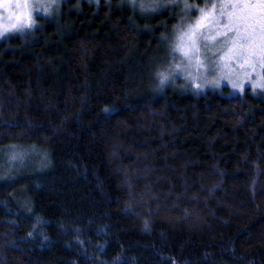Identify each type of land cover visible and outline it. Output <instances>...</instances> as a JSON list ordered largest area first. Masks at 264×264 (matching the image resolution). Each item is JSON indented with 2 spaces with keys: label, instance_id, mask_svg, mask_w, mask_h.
<instances>
[{
  "label": "trees",
  "instance_id": "16d2710c",
  "mask_svg": "<svg viewBox=\"0 0 264 264\" xmlns=\"http://www.w3.org/2000/svg\"><path fill=\"white\" fill-rule=\"evenodd\" d=\"M175 10L67 0L0 39V150L48 155L0 181V264H264V98L156 89Z\"/></svg>",
  "mask_w": 264,
  "mask_h": 264
},
{
  "label": "rangeland",
  "instance_id": "374dc122",
  "mask_svg": "<svg viewBox=\"0 0 264 264\" xmlns=\"http://www.w3.org/2000/svg\"><path fill=\"white\" fill-rule=\"evenodd\" d=\"M65 1L67 0H30L24 8L13 7L17 15L23 11L30 16L32 21L30 27H20L17 24V27L13 29L11 25L16 21H10L7 18V9L3 10L4 19L0 21V24L8 31L0 39L13 34H23L41 20L56 18ZM203 1L174 0L169 3L168 0H161L163 7L145 8L148 11H159L177 6L178 10L175 11H179L180 14L174 35L163 48L164 54L159 60L161 66L158 70L177 64L180 66L172 78L175 80V86L171 80L167 86L196 93L211 90L227 96L244 95L250 91L264 98V62H261L258 57H227L228 48L221 46L222 38L217 36L218 28L214 22L220 15L221 0H205L207 4ZM144 2L151 4L154 0H144ZM198 22L203 26L197 27ZM20 23L24 24L25 21L21 20ZM209 37H217V39L211 40ZM180 85L184 87H179ZM197 85L199 87H196ZM34 156L43 162L48 159L47 153L35 146L12 144L1 149L0 181L13 180L9 177L14 173L19 174V166L33 159Z\"/></svg>",
  "mask_w": 264,
  "mask_h": 264
},
{
  "label": "snow or ice",
  "instance_id": "6c2138e0",
  "mask_svg": "<svg viewBox=\"0 0 264 264\" xmlns=\"http://www.w3.org/2000/svg\"><path fill=\"white\" fill-rule=\"evenodd\" d=\"M29 2L30 0H0V21L4 19L3 10L7 9V18L10 21H16L11 25L13 29L17 27V24L20 27H30L32 21L26 12L21 11L17 15L13 11V7L21 9ZM219 12L220 15L214 22L218 28L217 36L222 38L221 46L228 48L226 56L229 58L258 57L261 62H264V0H221ZM21 20L25 23L21 24ZM202 26V23L198 22L197 27ZM6 31L8 29L0 24V37ZM209 39L216 40L217 37H209Z\"/></svg>",
  "mask_w": 264,
  "mask_h": 264
},
{
  "label": "clouds",
  "instance_id": "9594fccd",
  "mask_svg": "<svg viewBox=\"0 0 264 264\" xmlns=\"http://www.w3.org/2000/svg\"><path fill=\"white\" fill-rule=\"evenodd\" d=\"M169 3L174 2V0H168ZM121 3H126L129 7L138 8L140 10H144L145 8H155V7H163L164 4L161 0H154L153 3L148 4L145 3L144 0H121ZM179 65H174L173 67L166 68L164 70H158L155 75L157 78V84L155 88L158 90H163L168 84L169 81H172V84L175 86V80L172 79L179 69ZM179 87H184V85H180Z\"/></svg>",
  "mask_w": 264,
  "mask_h": 264
}]
</instances>
